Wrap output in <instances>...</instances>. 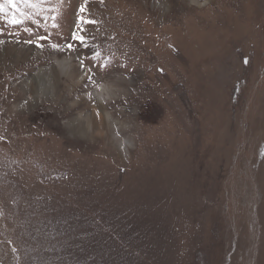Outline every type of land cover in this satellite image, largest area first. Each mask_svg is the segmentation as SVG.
<instances>
[{
	"label": "rangeland",
	"instance_id": "374dc122",
	"mask_svg": "<svg viewBox=\"0 0 264 264\" xmlns=\"http://www.w3.org/2000/svg\"><path fill=\"white\" fill-rule=\"evenodd\" d=\"M0 264H264V0H0Z\"/></svg>",
	"mask_w": 264,
	"mask_h": 264
},
{
	"label": "bare ground",
	"instance_id": "6f19581e",
	"mask_svg": "<svg viewBox=\"0 0 264 264\" xmlns=\"http://www.w3.org/2000/svg\"><path fill=\"white\" fill-rule=\"evenodd\" d=\"M106 88H103V90H105Z\"/></svg>",
	"mask_w": 264,
	"mask_h": 264
}]
</instances>
